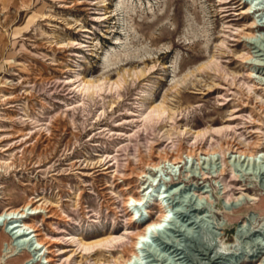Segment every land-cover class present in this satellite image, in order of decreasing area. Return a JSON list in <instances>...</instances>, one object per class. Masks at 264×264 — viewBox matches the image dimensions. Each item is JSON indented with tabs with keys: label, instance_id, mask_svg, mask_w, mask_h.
Instances as JSON below:
<instances>
[{
	"label": "rangeland",
	"instance_id": "rangeland-1",
	"mask_svg": "<svg viewBox=\"0 0 264 264\" xmlns=\"http://www.w3.org/2000/svg\"><path fill=\"white\" fill-rule=\"evenodd\" d=\"M253 18L259 33L247 43L238 32L247 31ZM249 48L260 54L256 58L264 70V0H0V211L39 199L35 204L43 201L52 217L38 218L36 224L56 239L55 264H112L121 247L84 253L67 238L89 241L111 229L122 232L127 225L123 202L145 180L132 174L123 189L126 165L138 171L139 159L149 160L154 150L179 151L184 157L188 150L214 147L221 140L215 133L196 140L188 134L167 137L170 125L198 130L229 123L234 126L226 134L229 144L258 141L251 149L264 150L261 100L251 93L249 104L257 110L241 107L222 96L236 91L234 85L213 70L199 69L217 54L231 76L245 80L240 55ZM77 74L106 84L86 96L76 88ZM118 78H123L120 87L110 88ZM156 103L176 111L174 118L145 129L140 113ZM190 168L189 183L207 184L214 198H222L212 184L220 176L200 179L198 169ZM221 176L227 194L256 198H243L229 213L219 205L214 213L227 220L221 240L239 243L237 252L243 255L255 235H239L235 241V224L246 210L264 218V188L261 180L234 177L228 168ZM157 177L168 176L158 172ZM196 202L180 198L177 209L187 212ZM195 215L191 211L183 218L190 224L181 217L174 222L181 229L191 227L179 241L188 264H198L203 247L217 241ZM1 232L0 264H21L31 257L22 248L17 259L9 260L1 251L9 236ZM224 259L200 261L226 264Z\"/></svg>",
	"mask_w": 264,
	"mask_h": 264
},
{
	"label": "bare ground",
	"instance_id": "bare-ground-1",
	"mask_svg": "<svg viewBox=\"0 0 264 264\" xmlns=\"http://www.w3.org/2000/svg\"><path fill=\"white\" fill-rule=\"evenodd\" d=\"M249 9L250 7H247V11ZM258 26L254 19L246 28L247 31L238 32L239 37L250 43L255 37V33H259ZM221 45L226 47L224 39L221 41ZM250 50L249 48L248 51L240 55L243 59V66L246 67L245 80L240 82H238L235 75L231 76L227 72L226 66L222 64L217 54H211L209 59L199 66V69L202 71L213 70L230 82L231 85H234L237 88L236 91L222 96L227 97V100H229L228 96H231L230 100H235L241 107H248L249 102L252 100L250 95L252 93V96L255 99L259 98L262 104L258 107L250 104L249 106L253 111L258 108L264 114V70L261 68L262 64L256 58L260 54H252L254 51ZM190 75H192V71L183 79L181 78L180 83L188 80ZM76 81L78 92L86 96H92L101 88L103 89V85L106 84V82L95 83L89 79H82L79 74L76 75ZM122 82L123 78H118L116 81L110 82L109 87H113L115 90L120 87ZM144 105L145 103L141 102V106ZM175 113L176 111L161 103L147 106L140 113L142 125L147 129L160 123L165 118L172 121ZM233 129L234 126L229 123L198 130H192L188 127L179 128L174 124L170 125V129L164 132L167 137L173 133L177 134L174 135L175 138L178 135L188 134L196 140L202 139L210 133H215L220 135L221 140L215 141L214 147L203 148L202 145L196 149L188 150L184 156L188 162L179 151L163 152L159 149L150 152L152 154L149 160L139 159L140 169L138 171H135L132 166L126 165L127 173L121 174L124 181L122 184L123 189H127L126 181L131 178L132 174H135L140 180L145 178L144 181L139 182V186L134 193L127 194L123 202L125 209L123 215L126 216L125 223L127 225L119 234H113V229H111L108 235L89 241L72 235L67 238L70 244L75 245L77 249L84 253H90L97 249L121 247V255L111 260L112 264H188L184 252L180 248L179 241L184 238V234L191 232V227L181 229L174 222L177 217H181L183 222L190 224L187 221L188 218L184 220L183 218L189 216V212L193 211L196 214V219L204 220L203 222L212 230L217 239L216 243H208V247H203L201 250L203 257L197 261L198 264H206L205 261H200L204 258L211 263H220V260L225 257L233 260L231 262L224 259L226 264H264V218H261L260 221V215L244 208L246 214H243L235 224V241L239 238V235L243 234H251L255 237L250 250L246 254L239 255L237 252L239 243L227 244L221 240L227 220L214 215L219 205L223 207L225 213H229L232 209L240 207V200L245 197L251 201L256 200L255 197L248 196L243 192L235 196L226 193L227 184L224 177L221 176L225 168H228L234 177L243 179L244 176L251 175V179L261 180V186L264 188V150L251 149L259 145L258 141L248 142L243 139L237 143L239 144L237 146L229 144L226 134ZM177 144V142L173 143V146L175 147ZM155 151L157 153L153 155ZM156 158H159V160ZM180 163H184L185 167L183 169H181L182 164ZM187 163H189L188 166ZM190 167L198 169L197 176L200 179L220 176L219 179H213L212 184L216 187L215 194L217 196L221 195L222 198H214L211 192L212 189H209L207 184L198 187L193 183H189V178L193 172ZM114 171L118 173L117 169H114ZM158 172H165L168 177L158 178ZM147 179L150 182H146ZM178 179L181 180L178 181ZM152 180L153 184L151 183ZM180 198L193 200V202L196 200L197 204L190 207L187 212H180L177 209ZM37 200L39 199L26 201L19 207L5 208L0 211L1 233L9 236V242L2 244L1 251L8 253L9 260H13L18 258L16 255L23 248L31 257L21 264H32L37 261V264H55L57 254H55V249L52 247L56 239L44 235L36 224V219L41 218L43 220V217L51 218L52 215L48 214L50 209L45 206L43 201L35 204ZM257 218L260 222L255 224ZM70 256L63 258V260H68ZM92 264L110 263L94 261Z\"/></svg>",
	"mask_w": 264,
	"mask_h": 264
}]
</instances>
